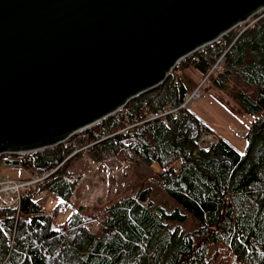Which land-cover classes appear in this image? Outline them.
<instances>
[{"label":"trees","instance_id":"obj_1","mask_svg":"<svg viewBox=\"0 0 264 264\" xmlns=\"http://www.w3.org/2000/svg\"><path fill=\"white\" fill-rule=\"evenodd\" d=\"M244 28L180 60L167 80L127 103L136 122L180 106L198 85L188 70L204 78L225 53L222 71L209 83L229 99L213 90L210 97L239 119L252 117L244 153L224 138L203 147L201 139L211 129L185 107L144 121L133 136L116 133L122 121L110 115L76 132L66 145L21 154L20 165L29 174L55 172L24 192L19 212L0 208V264H214L212 245L224 246L238 264H264V203L246 191L264 181V163L248 162L264 140V17ZM83 154L96 163L116 156L157 164L158 184L174 206L156 203L152 188L141 186L105 208L101 233H95L70 198L75 183L70 167ZM43 192L58 199L54 213L43 207ZM65 205L70 212L54 227ZM190 219L196 227L187 231Z\"/></svg>","mask_w":264,"mask_h":264},{"label":"water","instance_id":"obj_2","mask_svg":"<svg viewBox=\"0 0 264 264\" xmlns=\"http://www.w3.org/2000/svg\"><path fill=\"white\" fill-rule=\"evenodd\" d=\"M262 7L264 0H0V153L41 150L105 119Z\"/></svg>","mask_w":264,"mask_h":264},{"label":"rangeland","instance_id":"obj_3","mask_svg":"<svg viewBox=\"0 0 264 264\" xmlns=\"http://www.w3.org/2000/svg\"><path fill=\"white\" fill-rule=\"evenodd\" d=\"M254 20L255 19L251 18L250 23ZM245 26L246 24L244 25L238 24L233 28L235 29L236 27L237 29L241 27L243 29ZM188 72L195 77L198 84L203 79L200 74L195 72V70L189 69ZM176 76L177 74L173 76V79ZM213 87L214 86H212V84L210 85V83H208L205 86L206 96L201 99L193 100L192 102L189 103L188 106L189 109L211 129V131L206 132L203 135V136H208V135L210 136L206 138V141L204 140L202 141V146L207 147L209 142L211 143L212 141L217 140L219 138H224L232 146H234L240 153H244L247 147V141L244 135L245 132L247 131L249 123L252 120V117L246 115V117H244L243 119L241 118L239 119L238 117L232 115V113L227 109H225L220 102H217L215 99L210 97V92L212 90L216 93L221 94V96H224L221 93L222 91H220L219 89L217 90V88L215 89V87L214 88ZM224 97L229 99L227 94ZM79 131H75L71 133L60 143L64 142L65 145L68 144L69 137L71 138L72 135H74L76 132ZM60 143H57L53 146H49L46 148L54 147ZM3 156L6 157L0 160V174L3 175L10 174L11 176L17 179H23L32 174H35V173L29 174V172L21 165L7 164L6 160L12 157L13 156L12 154H4ZM20 157L21 156H18L16 157V159L20 160ZM115 158L116 156H113L107 159L106 161H103L100 169L106 172L107 170L111 171L120 168L121 163L119 162V160H116ZM126 162L127 165L122 168L118 178L109 177L107 175L104 177L105 186L103 190V196L99 198L97 203L83 208L79 205V203L76 200H74L75 202L71 200L81 208L82 213L87 218H90L89 225L95 233L98 234L101 233L102 227L100 221L101 218L103 217V211L105 210V208L111 203H114L119 199L123 198L124 196L133 194L141 186L144 187L149 186L152 188V199L156 203H160L168 207L174 206V202L163 192V190L160 188L158 184L157 174L159 172V166L157 164L147 166L144 164L142 165L138 163H133L131 161L128 163L127 160ZM248 162L249 164L255 163L258 165L264 163V140L258 142L257 147L254 150ZM93 163L95 162L87 154H83L81 157L75 159V161L73 160L70 169L74 171L73 175L75 176V178L72 179L75 181V183L78 184L79 182H81L80 183L81 187L89 185L91 181L90 174L94 172V167H92ZM261 174L264 178V169L262 170ZM246 191L250 193L254 198L264 203V181L257 182L247 187ZM39 197L46 212L54 213L55 208L58 205V199L50 192L48 193L43 192ZM69 209H70L69 206L65 205L62 209H60L56 213L57 218L54 219V227H57L58 222L63 221L65 219V217L70 212ZM182 226H184V224H182ZM195 227L196 226L191 219L184 226V228L187 231L193 230ZM209 256L214 264H238L233 253H231L228 249H226L224 246L221 245H212Z\"/></svg>","mask_w":264,"mask_h":264},{"label":"built area","instance_id":"obj_4","mask_svg":"<svg viewBox=\"0 0 264 264\" xmlns=\"http://www.w3.org/2000/svg\"><path fill=\"white\" fill-rule=\"evenodd\" d=\"M261 17H264V7L257 10L247 20L242 21L239 24L241 25L246 24L245 26V29H246L250 27L251 25H253ZM251 18L255 20L250 23ZM205 46L199 47L198 49L203 48ZM197 50L190 52L188 55H186L182 59L193 54ZM224 59H225V53H223L216 59V61L211 65L206 76L201 80V82L197 85V87L192 90V92L187 94V96L185 97V100L180 106L176 108L166 109L165 111H162V112H151L148 118L144 121L165 117L167 114H171V113H177L181 108L188 107L189 103L192 102L193 100L201 99L205 97L206 96L205 86L209 83L210 76L217 75L219 72L222 71L223 66H224ZM172 74L173 72H171V75ZM174 80L175 81L178 80V77L176 76ZM110 115H114L116 118L122 121V126L116 133H121L124 135L133 136L136 132L138 125L144 122V121L136 122V121L131 120V114H130L129 108L127 107V104H123L122 106H120L119 108L111 112L105 118L109 117ZM208 136H203V138L201 139V144L203 140L206 141V138ZM209 145H210V142L208 143V146ZM29 152H32V151L3 152V153H0V159L6 157V156H3L4 154H12L13 156L10 158L8 157L9 159L7 160H11V164H14V161L17 160L16 157L20 156L21 154L29 153ZM115 159L119 160V162L121 163L120 168L111 170V171L107 170L106 172L100 169L102 163H96V162L93 163L92 167H94V172L90 174L91 181L89 185L81 187L80 186L81 182H79L78 184L75 183L73 190H72L71 197H70L71 200L72 201L76 200L79 203V205L83 208L97 203L99 198L103 196V190L105 186L104 177L107 175L109 177L118 178L122 168L127 165L126 160L118 159L117 157ZM7 160H6V163H7ZM54 172H55V169L50 170L48 172H44V173H35L23 179L14 178L10 174H5V175L0 174V208L1 209L11 208L19 212L21 209L24 192L31 188L40 186Z\"/></svg>","mask_w":264,"mask_h":264},{"label":"crops","instance_id":"obj_5","mask_svg":"<svg viewBox=\"0 0 264 264\" xmlns=\"http://www.w3.org/2000/svg\"><path fill=\"white\" fill-rule=\"evenodd\" d=\"M64 207V206H63Z\"/></svg>","mask_w":264,"mask_h":264}]
</instances>
